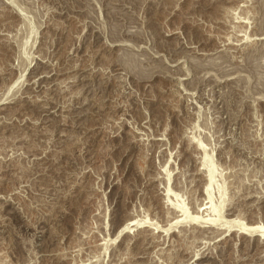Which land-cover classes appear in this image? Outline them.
Listing matches in <instances>:
<instances>
[{
  "label": "rangeland",
  "instance_id": "1",
  "mask_svg": "<svg viewBox=\"0 0 264 264\" xmlns=\"http://www.w3.org/2000/svg\"><path fill=\"white\" fill-rule=\"evenodd\" d=\"M261 228L264 0H0V264H264Z\"/></svg>",
  "mask_w": 264,
  "mask_h": 264
},
{
  "label": "bare ground",
  "instance_id": "2",
  "mask_svg": "<svg viewBox=\"0 0 264 264\" xmlns=\"http://www.w3.org/2000/svg\"><path fill=\"white\" fill-rule=\"evenodd\" d=\"M208 175H209V179H211V177H212V170L210 169V172L208 173ZM217 220V219H216ZM213 221V220H212ZM214 222V221H213ZM213 224V223H212ZM254 227H256V226H254ZM253 227V229H252V231H251V233H253L254 234V232H256L257 231V229L258 228H254ZM262 227V226H261ZM241 230H242V227H239ZM263 228V227H262ZM262 228L261 229H259L260 231H258V232H262V233H264V230H262ZM245 228H243V230H244ZM250 230V229H249ZM262 230V231H261ZM240 232V231H239ZM242 232V231H241ZM245 232V231H244ZM247 233V232H246ZM261 233V234H262Z\"/></svg>",
  "mask_w": 264,
  "mask_h": 264
}]
</instances>
